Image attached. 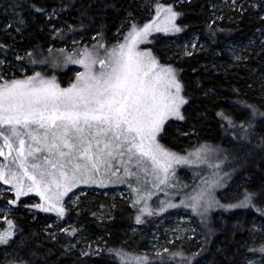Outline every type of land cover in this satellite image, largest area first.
Returning <instances> with one entry per match:
<instances>
[{"label": "snow or ice", "instance_id": "obj_1", "mask_svg": "<svg viewBox=\"0 0 264 264\" xmlns=\"http://www.w3.org/2000/svg\"><path fill=\"white\" fill-rule=\"evenodd\" d=\"M154 7L155 16L142 27L132 23L122 41L117 39L116 44L108 47L101 43L105 37L100 31L93 37L97 42L91 49L84 46L66 56L65 62L84 68L83 72L76 73V79L68 87H61L54 76L48 78L40 72L13 79H6V74L0 73V157L3 158L0 160V181L10 186L7 192L15 195L8 200V205H17L21 197L34 192L40 203L30 208L55 213L62 219L68 212L65 197L78 185L128 183L136 195L133 206L143 204L135 217L139 224L144 222L145 214L151 216L178 207L171 200L160 201L156 209L148 204L153 190L162 191L169 186L176 166L207 163L217 170L213 173L215 178L202 179L194 194L180 200L181 205L200 215L202 223L211 208L252 209L264 217V208L256 203L257 200L264 202V190L244 188L234 198L235 202L229 203H221L212 195L211 190L223 186L224 178L230 175L219 174L221 164L227 159V156L220 159L219 147L202 145L187 156H181L160 143L158 137L165 131L170 117L185 120L181 108L190 98L182 94L184 85L177 69L161 64L150 49L138 47L154 32L182 31L177 23L182 13L175 11L173 5L156 3ZM233 7H236L235 0ZM54 33L62 35L58 29ZM261 43L264 45V41ZM27 55L31 57L32 53ZM233 58L236 61L247 59L235 53ZM234 103L248 112L246 120L237 125L234 117L223 111L217 112V116L227 122L226 132L239 127V139L246 140L255 135L256 123L264 119V110L260 105L241 99ZM261 144H264V137H261ZM213 154L216 163L211 162ZM4 219L7 227L0 230V245L9 246L14 229L19 230L12 219L6 216ZM256 230L254 223L251 231ZM76 231L71 229L72 233ZM107 251L113 253L114 264H168V261L192 264L201 254L194 252L185 256L182 249L164 248L157 249L155 256L150 258L118 248ZM248 251L259 253L261 259L249 260L247 264L264 261V244Z\"/></svg>", "mask_w": 264, "mask_h": 264}, {"label": "trees", "instance_id": "obj_2", "mask_svg": "<svg viewBox=\"0 0 264 264\" xmlns=\"http://www.w3.org/2000/svg\"><path fill=\"white\" fill-rule=\"evenodd\" d=\"M259 4L258 10L246 5L242 6L243 10L230 7L219 19L210 20L205 0H183L177 6L172 2L175 11L182 13L181 29L196 31L202 47L198 53L167 62L178 70L184 94L190 101L182 109L185 120L175 121L178 126L166 124L158 139L178 154L191 152L202 145L219 147L220 159L227 156L219 174H230L225 177L223 186L212 192L221 203L235 202L234 198L244 188L264 190V144H261L264 119L257 121L255 135L241 140L239 127L226 132L227 122L217 116V112L223 111L234 117L237 125L246 120L248 112L234 103L237 99L260 105L264 110V51L247 46L244 50L247 59L223 69L209 68L211 62L223 59L225 43L243 44L264 28V8L261 7L264 0H259ZM53 9L54 15H48ZM144 9L142 0H0V57L14 61L16 53L28 51L32 56L25 55L24 63L37 68L41 58L58 45H66L72 36H96L97 32L103 31L105 39L101 43L109 45L126 18L131 24L144 23L147 18ZM128 25L123 24V30ZM56 29L62 35L55 34ZM163 38L160 34L155 36L158 47L154 46V52L161 60L165 49ZM22 203L23 199L7 215L19 231L14 229L9 246L0 245V264L10 261L15 264H114L113 253H109L108 248L123 249L132 255L155 256L143 251L144 238L130 229L134 224L148 227L155 220L147 219L146 222L143 220L145 224H138L131 203L116 200L114 210H107L109 219L97 220L86 216L82 208L91 204L108 208V197L93 192L82 194L75 206H65L68 212L61 221L72 222L65 228L68 231L57 230L55 235L43 231V226L48 223L46 214L38 212L33 218L22 210ZM256 203L264 208L261 200ZM191 217L199 237L191 238L189 242L174 240L167 248L182 249L185 256L200 252L192 264H247L249 260L261 259L259 253L248 251L264 244V217L255 210L211 208L203 223L201 216L192 211ZM254 223L257 230L252 232ZM6 227L3 220L0 228ZM73 228L77 230L75 233L71 232ZM95 234L102 236L103 242L101 250L95 253L82 255L78 243L67 245L75 242L78 235L93 239ZM168 264H175V261H168Z\"/></svg>", "mask_w": 264, "mask_h": 264}, {"label": "rangeland", "instance_id": "obj_3", "mask_svg": "<svg viewBox=\"0 0 264 264\" xmlns=\"http://www.w3.org/2000/svg\"><path fill=\"white\" fill-rule=\"evenodd\" d=\"M182 1L183 0H142L143 7L145 8L144 12L147 16L144 23H147L155 16L154 5L156 3L172 5L173 2L175 6H177ZM205 2L208 5V11L210 12V20L219 19L222 15L226 14L225 12L227 9H229L230 7H232V9L234 8L233 0H205ZM235 5V8L237 9L241 8V6L246 5L252 7L254 10H258V6L260 4L259 0H235ZM261 7L262 9L264 8L263 5H261ZM54 11L55 9L48 13V15H54ZM181 17L182 15L177 17V23L180 25V27L181 24L179 23V20L181 19ZM130 22L131 20L129 18H126V20H124L123 23L119 25L110 44L107 45L108 47L116 44L117 39H119L120 41L123 40L124 34L127 33L131 25ZM123 24L129 25L126 29L123 30ZM143 24L141 23L138 25L142 27ZM157 34H160L162 37L164 36L162 42L165 45V49L162 51V55L164 56L162 60L154 52V46L158 47L155 40V36ZM93 37H95V34L70 37L66 45H58L54 50L41 58L40 62L37 65V68H34L35 66H33L32 64L30 65L27 63V65L24 63V56L29 53L28 51L23 54L16 53L14 55V61H6L5 59L0 57V61L4 62L0 64V73L6 74V79H13L23 78L26 75L30 76L35 72H40L42 75L48 78L54 76L61 87H68L69 84L76 79V73L83 72L84 68L80 64L65 62V57L72 54L74 50L83 48L84 46H87L91 49L92 45L96 43V40H94ZM73 41H78L79 43L74 44ZM262 41H264V28L257 32V34L251 40L243 44L230 42L225 43V45L223 46V53L221 55L223 56V59L211 62V66L209 68L223 69L227 65L240 63V61L242 60H234L233 53L244 57V50L247 46L253 47L254 49L258 48L259 51H264V45H262L261 43ZM193 44H195V48L193 47ZM138 47L140 50L150 49L158 58L161 64L168 65V61L178 60L181 57L189 56L187 55L188 52H190L191 54L198 53L200 51V48L202 47V42L199 41L196 31H184L182 29V31L178 33L154 32L149 36V39L147 41L142 42ZM61 49H64L63 53L60 52ZM101 56H103V52H101ZM17 57H22L23 59H17ZM95 67L98 70L99 64H97ZM63 73L65 75H62ZM196 84L198 87L199 84ZM182 94L185 95L184 92ZM183 107L184 106H182L181 108V112ZM177 120L179 119L170 117L169 120L166 121L165 125L171 123L175 126H178L175 124V121ZM194 151L195 150L191 152L188 151L185 154L179 155L187 156L189 153H192ZM214 156L215 154H213L211 158L212 163L217 162ZM2 159L3 158L0 157V160ZM181 171H183V175H181ZM214 172H216V169L209 167L207 163H193L191 165L181 164L176 166L175 177L170 181L168 187L164 188V190L162 191L153 190L154 194L152 195L151 199L148 200V204L151 205L153 209H156L159 206V202L163 200H171V202L178 205V207L168 208L165 212L157 213L156 215L154 214L149 216L145 214L142 217L145 222L147 219L155 220L148 227H141L137 224L130 225L131 230H136L137 235L144 238V252L155 254L157 249H160L162 251L164 248H167V245L174 240L189 242L191 238L199 237L198 229L192 221L191 209L181 205L180 200L183 199L185 195L194 194V191L197 190V186L201 185L202 179H214V177H212ZM131 180L133 186H135V178L133 177L131 178ZM185 185L187 186L186 188L184 187ZM9 187V185H4L3 182L0 181V225H2L3 220H5L4 217H7L8 214L13 212L22 199V210L32 215L33 218H35L38 212L47 215L48 223L43 226V231L46 234L55 235L57 230L61 231V229H65L72 224V222L68 220L61 221V219L57 218L55 213H46L39 209L30 208L31 205L40 203L39 196L34 192L29 193L25 197H21L17 205H8V200L15 198L14 193L6 191ZM150 188L151 185H148L147 189ZM214 189H216V187L211 191L213 192ZM87 192H93L108 197V208H104L98 204H91L82 208V211H85L86 216H91L92 218L97 220L109 219V215L106 216V213L108 212L107 210H114L116 206V200H120L126 204L131 203L133 206V201L136 199V195L132 192V188L129 187L128 183H111L105 184L103 186L99 184H81L72 189V191L65 197V206H75L78 198L82 194H85ZM27 198L28 200L25 201ZM140 207H143V204L137 205L136 207L133 206L135 214L138 213ZM93 213H95V215H93ZM2 229L4 228H0V230ZM77 243L79 244V250L82 253L87 254L95 253L101 250L103 245L102 236H100L99 234H95L93 239H87V236L78 235L75 239V242H68L67 245L75 246ZM261 264H264V261L261 262Z\"/></svg>", "mask_w": 264, "mask_h": 264}]
</instances>
